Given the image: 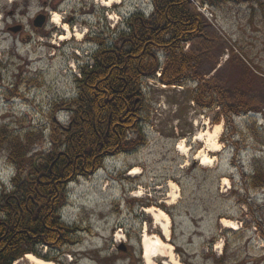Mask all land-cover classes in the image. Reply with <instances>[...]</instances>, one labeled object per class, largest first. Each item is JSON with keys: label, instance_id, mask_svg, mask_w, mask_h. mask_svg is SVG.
Listing matches in <instances>:
<instances>
[{"label": "rangeland", "instance_id": "374dc122", "mask_svg": "<svg viewBox=\"0 0 264 264\" xmlns=\"http://www.w3.org/2000/svg\"><path fill=\"white\" fill-rule=\"evenodd\" d=\"M191 3L208 25L203 38L184 48L200 60L192 82L206 80L218 102L234 106L244 100L263 110L253 116L257 132H263L264 81L247 86L238 65L256 69L264 80V0ZM151 8L150 0H120L108 9L102 0H0V127L11 124L19 130L22 118L30 127L46 124L50 107L76 93L75 79L81 77L80 69L90 55L88 37L93 33L111 40L124 20L138 12L149 14ZM57 14L62 18L60 26L52 22ZM39 16L45 20L41 27L35 25ZM65 26L72 36L62 42ZM143 87L153 105L152 121L145 126L147 146L133 155L109 159L96 174L69 185L70 203L62 217L83 230L80 243L69 253L40 248V255L58 264H100L97 250L104 248L105 260L119 252L121 264H145L141 250L145 230L166 239L154 219L137 206L140 203L129 211L113 203L120 189L113 180L117 176L133 183L134 197L139 198L135 200L142 199L169 216L168 242L182 264L221 260V264H264V188L245 182L252 175L255 157L264 166V149L255 140V128L251 131L247 119L238 116L230 122L225 117L219 123L212 121L220 110L206 112L198 107L193 102L196 87L166 88L153 81ZM58 120L66 125L69 117L61 113ZM219 125L218 152L204 140L195 141L198 134H214ZM183 143L188 154L179 149ZM201 151L214 158L212 165L196 160ZM8 166L0 151L1 181L12 179ZM136 166L142 174L138 178L131 180L122 173ZM170 182L179 187L180 198L175 201L170 199ZM223 219L234 222L237 231L225 229ZM213 240L217 241L211 246ZM123 247L134 253L133 261ZM25 258L16 264H30Z\"/></svg>", "mask_w": 264, "mask_h": 264}, {"label": "trees", "instance_id": "16d2710c", "mask_svg": "<svg viewBox=\"0 0 264 264\" xmlns=\"http://www.w3.org/2000/svg\"><path fill=\"white\" fill-rule=\"evenodd\" d=\"M222 1L200 0L205 6ZM150 4L149 14L138 12L124 20L123 28L110 32L111 40L103 35L91 38L89 46L97 50L75 79V95L56 101L46 124L30 127L22 118L19 130L11 124L0 127V151L13 168L8 188L0 182V264H16L26 255L45 259L40 248L69 253L79 245L83 230L62 217L69 203L67 190L77 179L96 174L107 158L133 155L147 146L145 126L152 121L153 105L144 93V82L152 80L168 88L196 87L193 102L198 107L206 112L220 110L212 121L246 118L264 149V131L257 132L253 117L263 110L244 100L234 106L218 102L206 80H191L200 60L184 48L203 38L208 28L191 0H150ZM238 66L247 86L256 81L263 84L256 69ZM61 113L69 117L66 125L59 123ZM259 160H252L254 170L245 181L252 188H264V166ZM136 205L150 207L134 200L131 210Z\"/></svg>", "mask_w": 264, "mask_h": 264}, {"label": "bare ground", "instance_id": "6f19581e", "mask_svg": "<svg viewBox=\"0 0 264 264\" xmlns=\"http://www.w3.org/2000/svg\"><path fill=\"white\" fill-rule=\"evenodd\" d=\"M120 0H102V5H104L107 9L112 8L115 4H119ZM55 25L57 24L60 26L62 22V18L60 15H55L53 17L52 21ZM64 30L66 31L67 34L65 36H62L59 40L64 42L66 40H69L71 38V32L68 28V26L64 27ZM79 40L83 39V35L78 33L76 36ZM222 126L219 125L216 127L217 131L213 134L210 132L207 133H201L198 134L195 137L196 142L200 141H205L206 145L208 148L215 150L217 149V152L219 151V136H220V130ZM179 149L182 151L183 154H188V148L185 146V143L181 144L179 146ZM213 152V151H212ZM200 155L196 159L198 161H201V164L203 166H206L208 164H213L212 162L214 161V158H211L209 154L204 153L203 151L199 152ZM140 168L137 166L133 169H131L130 176L132 177H137L140 175L139 173ZM224 183H228V180H224ZM169 187L173 191V195L170 196V199L175 201L176 199L180 198L179 194V187L173 183L170 182ZM144 212L147 215H150L151 218L154 219L155 224L161 228L163 232V236L165 237L166 241H163L159 236L157 235H150L147 230L142 235V240H141V245H142V258L145 262V264H159V261L162 260V264H182L179 259H176L175 253H174V247L171 245L168 241L171 237V227H170V218L169 216L163 211L160 210V208L156 207H149L147 209H144ZM221 225L225 229H230V230H236L237 231V225L229 220L223 219L221 220ZM123 240V239H122ZM121 244H124L123 241H119ZM221 249V248H220ZM30 264H56L54 261L51 260H45L42 258H39L35 255H26L25 258Z\"/></svg>", "mask_w": 264, "mask_h": 264}, {"label": "flooded vegetation", "instance_id": "af4514ba", "mask_svg": "<svg viewBox=\"0 0 264 264\" xmlns=\"http://www.w3.org/2000/svg\"><path fill=\"white\" fill-rule=\"evenodd\" d=\"M84 9H86V8H84ZM123 248H124V251L127 252L126 255H128V259L130 261H133L134 253L129 248H126V247H123ZM104 253H102L101 257L99 258L100 264H104L105 261H107L108 264H121L120 260L117 259V256L119 255V252L117 254H115V256H110L109 255L108 259H106V260H105V257H104Z\"/></svg>", "mask_w": 264, "mask_h": 264}, {"label": "water", "instance_id": "95a60500", "mask_svg": "<svg viewBox=\"0 0 264 264\" xmlns=\"http://www.w3.org/2000/svg\"><path fill=\"white\" fill-rule=\"evenodd\" d=\"M44 21H45V20H44V17H42V16L40 17V16H39L38 19L35 20V25L41 27V26L44 24Z\"/></svg>", "mask_w": 264, "mask_h": 264}]
</instances>
